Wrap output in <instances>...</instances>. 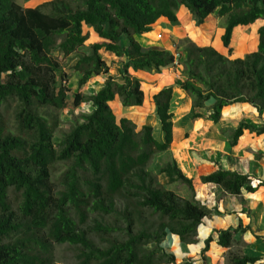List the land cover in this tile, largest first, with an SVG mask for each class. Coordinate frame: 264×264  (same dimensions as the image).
<instances>
[{
    "label": "trees",
    "instance_id": "16d2710c",
    "mask_svg": "<svg viewBox=\"0 0 264 264\" xmlns=\"http://www.w3.org/2000/svg\"><path fill=\"white\" fill-rule=\"evenodd\" d=\"M182 5L197 25L213 12L227 16L222 34L226 53L186 39L178 58L183 77L178 85L194 108L208 111L193 117L218 122L222 109L236 102H249L262 113L264 23L255 50L232 57V41L237 26L264 21V0H50L35 7L0 0V264H59L56 244L63 243L75 248V264H194L192 259L178 262L165 244L169 234L196 243L200 224L214 211L197 199L193 179L171 156L174 86L151 94L163 140L155 137L152 125L138 127L128 116L118 117L110 105L117 96L125 107L145 104L142 79L131 70L160 72L175 64L173 51L145 49L136 35L150 31L161 17L177 21ZM87 26L104 41L78 52L89 39ZM102 50L125 57L119 76L109 74ZM72 55V67L80 74L72 105L92 109L57 137L71 90L60 58ZM101 74L106 78L97 90H80ZM246 129L256 127L240 122L231 132L232 145ZM159 152L170 157L159 174L185 184L189 197L162 184L150 169ZM58 162L65 167L55 180ZM200 179L234 195L264 184L223 168ZM236 231L219 230L218 243L237 244ZM258 259L234 251L228 264Z\"/></svg>",
    "mask_w": 264,
    "mask_h": 264
},
{
    "label": "crops",
    "instance_id": "0c3cea01",
    "mask_svg": "<svg viewBox=\"0 0 264 264\" xmlns=\"http://www.w3.org/2000/svg\"><path fill=\"white\" fill-rule=\"evenodd\" d=\"M35 1L37 0H27L22 5L35 7L37 6L33 5ZM177 16L178 19L175 22L170 21L167 17H161L152 24L150 31L136 35L142 47L145 49H169L183 56V50H178L177 46L186 36H190L188 31L193 25L198 30V37H192V41L198 45L211 44L208 42L212 40L211 34L214 30L222 27L223 34L227 25V16H218L216 12L210 14L203 24L197 25L193 15L183 5L180 7ZM254 24L249 27L237 26L235 30L243 31L242 38H245V33L248 32L249 38L250 35L255 36L257 47V30L263 23L257 24V26ZM252 26H255V29ZM86 30L90 34L89 37L94 38V41H104L92 28L87 26ZM160 33L162 34L161 37L158 36ZM249 46V43H245L243 49L248 51ZM256 47L252 48L251 51L255 50ZM225 48L223 46L219 50L226 53L223 50ZM251 51L249 50L244 54ZM104 52L111 60H119V62L125 60L124 56H115L105 50ZM131 73L141 78L143 86L147 85V87H144L146 92L145 104L141 106H128L131 107L128 109L121 104L120 98L116 97L119 104L124 109L129 110V113L132 108H142L147 118L148 110L155 111V103L151 101V94L163 87L174 86L171 100V110L174 113V130L177 122L180 120L181 122L187 121L183 125V128H186L185 132L176 136L173 131L172 155L184 173L193 179L197 199L214 210L200 224L196 243H185L180 240L178 235L169 234L165 241L169 250L176 255L178 262L192 259L194 264H228L229 253L241 251L243 254L259 257L256 262L248 264H264V184L259 185L255 191L243 189L241 194L234 195L224 192L218 184L203 183L200 179L202 174L223 168L250 174L254 184L264 181V130H257V128L264 126V110L259 113L257 108L249 102H236L222 109V117L218 122H213L206 116L194 118V112L202 111L207 115L208 111L205 108H194L191 96L178 85L182 79L179 64L163 68L160 72L131 70ZM103 83L104 81H99L97 87L99 88ZM146 101L150 103V106L146 104ZM210 104L211 101L207 103V105ZM153 116H155L154 131L160 130L159 135H155V137L158 140H163L164 132L161 128V122L155 113ZM243 121L252 123L256 130H244L238 142L232 145L233 136L231 132ZM144 123H147L146 120ZM190 194L180 195L189 197ZM228 227L238 228L235 233V239L238 242L233 246L226 247L218 243V236L219 230ZM210 237L211 241L207 244V239Z\"/></svg>",
    "mask_w": 264,
    "mask_h": 264
},
{
    "label": "rangeland",
    "instance_id": "374dc122",
    "mask_svg": "<svg viewBox=\"0 0 264 264\" xmlns=\"http://www.w3.org/2000/svg\"><path fill=\"white\" fill-rule=\"evenodd\" d=\"M19 3H23L27 0H17ZM50 0H37L33 3V5H40L43 4L44 2H47ZM224 23V22H223ZM264 23L263 20H258L256 21V23L254 24L255 26H257V24H262ZM253 25V24H252ZM251 26V25H250ZM255 26H252V28L255 29ZM193 27H195L193 25ZM190 28L189 29V34L190 36L186 38H184L180 43L183 44H179L177 46V49L180 50H184V43H186L185 41L188 40H193V38L197 35V28ZM239 29V28H238ZM247 31V30H246ZM245 31V32H246ZM187 32V31H186ZM222 27L216 28L214 30V32L211 34V36L213 37L211 41H209L208 43H211L210 45L216 47L217 49H222L223 48V41H222ZM248 32V31H247ZM204 33V31H203ZM185 34V33H184ZM243 31L242 30H235L234 32V38L232 41V47H233V54L232 57L234 56H238V55H245L244 53L248 52L249 50L251 51L252 48L256 47L255 43V36L250 35L251 37L249 38V32L245 35V38H242ZM176 37H178V35H176ZM175 37V38H176ZM181 37V36H179ZM193 37V38H192ZM100 39L104 40L103 38L100 37ZM166 39V38H165ZM250 39V41H248ZM94 41V38L92 36L89 37V39L87 40L86 44L82 47H80L78 49L79 51H84L88 49V45ZM101 41V40H100ZM205 43V42H204ZM245 43H249L250 46L248 47V51L246 49H243V47L245 48ZM254 46V47H253ZM251 48V49H250ZM227 48L223 49L225 52H227L226 50ZM104 51V50H102ZM102 57L104 59H106L107 63L110 65V71L109 74H112L113 76H119L120 75V67L122 65V62H119V60H111L108 58V55L105 52H102ZM57 53V52H56ZM75 56L72 55V57H67V58H60L61 59V63H62V70L65 72V77H67L64 82L66 83V85H68L69 87H71V90L68 93V98H69V106L65 109L62 110L61 114H62V123H61V127L58 130V132L56 133V136L59 137L61 136L64 132H67L71 126V122L73 120H76L77 117L80 115V113L82 112H90L91 111V106L89 104H83L79 107H74L72 105V95L74 94V91L78 89V80L80 77V74L76 71H74L72 65L74 63V59ZM182 74V73H181ZM182 76V75H181ZM106 78V74H101V75H94L93 77L90 78V80L84 84L80 90L84 91L86 93H90L93 92L95 90L98 89L97 85L99 84V81H104ZM183 78V77H182ZM144 87H147V85H144ZM175 100V99H174ZM146 104L148 106H150V103H148L146 101ZM110 105L111 107L114 109L115 113L118 115V117L122 116V115H128V117L130 119H132L138 127H140L144 121L146 120L147 124H150L153 126V122H154V118L155 116L154 110H148L147 112L149 113L147 118L144 115V109H139V108H132V111L129 113V110L124 109L118 102V99L116 100H112L110 101ZM131 107H128V109ZM152 115V116H151ZM131 116V117H130ZM158 118V117H157ZM159 119V118H158ZM187 121V120H186ZM186 121H182L181 120L179 122H177L176 126H175V130H174V134L176 136H179L180 133L185 132L186 128H183V125L186 123ZM160 133V130H155L154 131V135L158 136ZM171 156L172 155V151H171ZM170 159L168 154H165L164 152H159L156 153V155L153 157L152 161L149 164V167L151 170H153L154 173L157 174L159 181L164 184L165 186L172 188L174 190H176L178 193L182 194V195H187V193H191L189 188L178 181L173 180V178L168 175V174H159V168L165 164L168 160ZM65 167V164L63 162H58L56 163V165L53 167V178L56 180L57 176L60 174V172L63 171ZM191 195V194H190ZM56 260L59 264H75L77 261L76 258V250L73 246H71L68 243H63V244H56Z\"/></svg>",
    "mask_w": 264,
    "mask_h": 264
},
{
    "label": "built area",
    "instance_id": "2783aa9c",
    "mask_svg": "<svg viewBox=\"0 0 264 264\" xmlns=\"http://www.w3.org/2000/svg\"><path fill=\"white\" fill-rule=\"evenodd\" d=\"M159 37L162 36V34H158ZM176 54V60H175V64H179V61H178V58L180 57V54L179 53H175Z\"/></svg>",
    "mask_w": 264,
    "mask_h": 264
}]
</instances>
